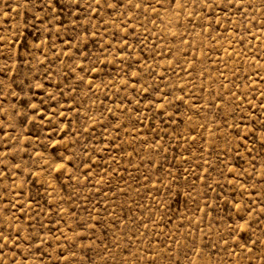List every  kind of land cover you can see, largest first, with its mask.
Instances as JSON below:
<instances>
[{"label":"rangeland","instance_id":"rangeland-1","mask_svg":"<svg viewBox=\"0 0 264 264\" xmlns=\"http://www.w3.org/2000/svg\"><path fill=\"white\" fill-rule=\"evenodd\" d=\"M0 264H264V0H0Z\"/></svg>","mask_w":264,"mask_h":264}]
</instances>
